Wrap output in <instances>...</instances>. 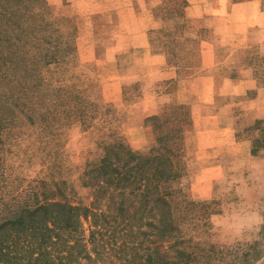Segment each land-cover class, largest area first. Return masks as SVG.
<instances>
[{"label":"rangeland","instance_id":"374dc122","mask_svg":"<svg viewBox=\"0 0 264 264\" xmlns=\"http://www.w3.org/2000/svg\"><path fill=\"white\" fill-rule=\"evenodd\" d=\"M113 17L116 11L99 0H0V221L67 200L80 206L78 247L86 243L90 256L81 253L72 264H147L146 252L156 244L159 257L151 264L174 259L182 247L190 253L187 264H264V146L257 155L226 161L203 193L198 186V197L194 171L211 159L191 153L196 142L188 109L168 105L157 118L141 119L135 103L150 87L132 79L121 86L120 100L110 99L119 95L114 76L120 70L102 53L115 31L106 23ZM262 51L239 55L260 86ZM228 89L218 88V105L235 102L234 127L252 148L264 124V89L260 95L255 88L243 95ZM162 135L181 148L172 197L159 213L178 224L182 247L153 235L149 222L157 220L143 195H121L91 183L89 174L115 142L146 154Z\"/></svg>","mask_w":264,"mask_h":264},{"label":"crops","instance_id":"0c3cea01","mask_svg":"<svg viewBox=\"0 0 264 264\" xmlns=\"http://www.w3.org/2000/svg\"><path fill=\"white\" fill-rule=\"evenodd\" d=\"M99 2L104 10L116 11L114 20L106 22L115 31L102 53L103 61L120 70L114 76L119 95L110 99L120 100L121 86L132 79L150 87L135 103L141 119L168 105L188 109L196 142L191 153L211 159L200 163L192 178L198 197H203L205 185L222 174L226 161L253 156L250 142L234 127L235 102L218 105L217 96L221 87L234 89L236 95L254 88L260 95L264 89L239 59L241 52L264 46V0Z\"/></svg>","mask_w":264,"mask_h":264},{"label":"trees","instance_id":"16d2710c","mask_svg":"<svg viewBox=\"0 0 264 264\" xmlns=\"http://www.w3.org/2000/svg\"><path fill=\"white\" fill-rule=\"evenodd\" d=\"M157 117L155 115L151 118ZM256 121L260 123L263 120ZM259 129L261 137L254 139L251 148L254 155L258 154V147L264 146V124ZM178 132L179 130H175L171 133ZM164 135L156 139L160 145L151 146L146 154L130 148L124 142H115L89 174L91 183L101 187L105 185L121 195H143V205H149V209L154 211L151 216L157 220V224L153 220L149 222V225H153V235L172 241L173 246L175 243L181 246L183 240L178 224L174 222V226L173 221L166 219V214L161 216L159 213L165 210L159 206L166 207L168 199L172 197L170 193L173 191L168 190L169 182L179 176L177 162L181 148L170 147L168 143L171 141ZM173 140L175 141V137ZM79 208L80 206L67 200H55L40 203L27 209L26 214L20 213L18 217L3 218L0 221V264H72L81 253L84 258H89L86 243L84 248L78 247L82 238L79 226H76ZM82 209L87 216L88 208L83 206ZM157 213L160 214L158 218ZM9 224L12 226H8ZM20 224L21 226H16ZM93 238L90 235L88 240L92 242ZM159 252L157 244L148 250L147 264L154 262L155 257H159L154 255H159ZM189 254L182 247L172 255L174 259L158 261L157 264H187Z\"/></svg>","mask_w":264,"mask_h":264}]
</instances>
